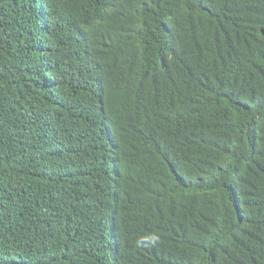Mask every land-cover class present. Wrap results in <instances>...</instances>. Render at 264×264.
Instances as JSON below:
<instances>
[{
	"label": "trees",
	"instance_id": "16d2710c",
	"mask_svg": "<svg viewBox=\"0 0 264 264\" xmlns=\"http://www.w3.org/2000/svg\"><path fill=\"white\" fill-rule=\"evenodd\" d=\"M0 264H264V0H0Z\"/></svg>",
	"mask_w": 264,
	"mask_h": 264
}]
</instances>
